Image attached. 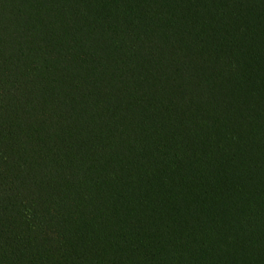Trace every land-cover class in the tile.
Wrapping results in <instances>:
<instances>
[{
  "label": "trees",
  "instance_id": "1",
  "mask_svg": "<svg viewBox=\"0 0 264 264\" xmlns=\"http://www.w3.org/2000/svg\"><path fill=\"white\" fill-rule=\"evenodd\" d=\"M0 264H264V0H0Z\"/></svg>",
  "mask_w": 264,
  "mask_h": 264
}]
</instances>
